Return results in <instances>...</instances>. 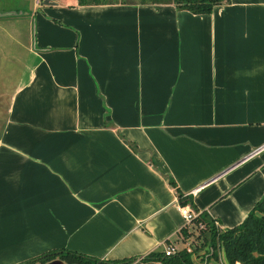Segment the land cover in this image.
Masks as SVG:
<instances>
[{
    "label": "crops",
    "instance_id": "obj_1",
    "mask_svg": "<svg viewBox=\"0 0 264 264\" xmlns=\"http://www.w3.org/2000/svg\"><path fill=\"white\" fill-rule=\"evenodd\" d=\"M41 1L0 16V264H161L141 259L193 232L170 178L241 224L264 194V0Z\"/></svg>",
    "mask_w": 264,
    "mask_h": 264
},
{
    "label": "trees",
    "instance_id": "obj_2",
    "mask_svg": "<svg viewBox=\"0 0 264 264\" xmlns=\"http://www.w3.org/2000/svg\"><path fill=\"white\" fill-rule=\"evenodd\" d=\"M150 4L173 5L176 10L188 11L194 15H208L216 6L229 3L230 0H147ZM95 3L98 0H78L79 5ZM130 146L133 147L131 143ZM169 186L177 194L181 206L189 205L194 209L191 196L183 195L173 179H169ZM192 209V210H193ZM206 228L204 241L210 247L215 248L218 243L223 250L227 264H264V194L254 205L246 218L238 226L228 230H218L208 215L202 213L193 221ZM203 233V231H201ZM200 234V233H199ZM184 237H188L183 232ZM210 257V256H209ZM59 260L65 264H132L137 259H124L121 261H102L95 257H89L80 253L67 250H55L44 253L20 264H47ZM159 260L161 264H195L194 254L185 250L179 251L173 256L166 257L164 253H153L141 261Z\"/></svg>",
    "mask_w": 264,
    "mask_h": 264
},
{
    "label": "rangeland",
    "instance_id": "obj_3",
    "mask_svg": "<svg viewBox=\"0 0 264 264\" xmlns=\"http://www.w3.org/2000/svg\"><path fill=\"white\" fill-rule=\"evenodd\" d=\"M106 1L142 3V4H148L151 2L147 0H106ZM26 2H28V0H0V14H3L4 16L8 15V16H13V17L15 16L19 17V14L22 12L19 9L20 8L23 9L24 7L23 3H26ZM213 223L216 229H218L217 224L214 221ZM200 226H201L200 224L199 225L194 224L192 228L193 232L191 233L189 240L185 242L184 244H182L181 247H179L178 249L183 250L187 245H189L192 251L191 253L194 254L195 264H227L224 258L223 250L221 249L218 243L216 244L215 248H212L208 244L205 243L203 238L207 234L206 228H204V226L202 227ZM201 231H203V233Z\"/></svg>",
    "mask_w": 264,
    "mask_h": 264
},
{
    "label": "built area",
    "instance_id": "obj_4",
    "mask_svg": "<svg viewBox=\"0 0 264 264\" xmlns=\"http://www.w3.org/2000/svg\"><path fill=\"white\" fill-rule=\"evenodd\" d=\"M260 150L261 149H259V151ZM178 211L181 214V216L183 217V219L185 221V225L192 224L193 221L198 217V214L195 213L189 206H179ZM200 227H202V225ZM183 250H185L187 253H190V254L192 252L189 245H187ZM179 251H181V250L177 249L176 247L169 245V246H166L164 248L163 253L166 257H169V256H173V255L177 254Z\"/></svg>",
    "mask_w": 264,
    "mask_h": 264
},
{
    "label": "water",
    "instance_id": "obj_5",
    "mask_svg": "<svg viewBox=\"0 0 264 264\" xmlns=\"http://www.w3.org/2000/svg\"><path fill=\"white\" fill-rule=\"evenodd\" d=\"M41 3L43 5H46V6H48V5H54L53 3H49V0H43V1H41ZM0 16H4V15H0ZM48 264H63V263L61 261L55 260V261H52V262H50Z\"/></svg>",
    "mask_w": 264,
    "mask_h": 264
}]
</instances>
